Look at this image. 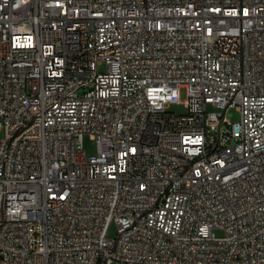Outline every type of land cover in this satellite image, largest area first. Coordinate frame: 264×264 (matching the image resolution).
<instances>
[{"label":"built area","instance_id":"2783aa9c","mask_svg":"<svg viewBox=\"0 0 264 264\" xmlns=\"http://www.w3.org/2000/svg\"><path fill=\"white\" fill-rule=\"evenodd\" d=\"M0 264H264V0H0Z\"/></svg>","mask_w":264,"mask_h":264},{"label":"rangeland","instance_id":"374dc122","mask_svg":"<svg viewBox=\"0 0 264 264\" xmlns=\"http://www.w3.org/2000/svg\"><path fill=\"white\" fill-rule=\"evenodd\" d=\"M101 71H106V66H101ZM182 101L185 100V93L183 92L182 95ZM171 111H174L179 114H185L187 110L185 109L184 105H172ZM226 119L230 121L231 123H238L240 122L241 115L235 108H230L225 113ZM83 149L86 152L88 156H93L97 152V145L96 142L90 137V135H85L83 139ZM117 232V226L115 224H112L109 229V236H115ZM217 235H220V231H215Z\"/></svg>","mask_w":264,"mask_h":264}]
</instances>
